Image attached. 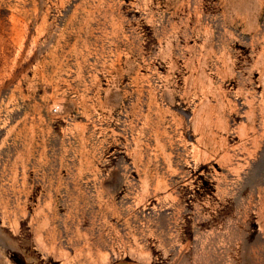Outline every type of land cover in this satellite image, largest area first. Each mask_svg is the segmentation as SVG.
I'll return each instance as SVG.
<instances>
[{
	"label": "rangeland",
	"instance_id": "374dc122",
	"mask_svg": "<svg viewBox=\"0 0 264 264\" xmlns=\"http://www.w3.org/2000/svg\"><path fill=\"white\" fill-rule=\"evenodd\" d=\"M0 264H264V0H0Z\"/></svg>",
	"mask_w": 264,
	"mask_h": 264
}]
</instances>
